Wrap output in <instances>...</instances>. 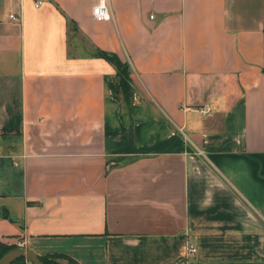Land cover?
Listing matches in <instances>:
<instances>
[{
    "label": "crops",
    "instance_id": "1",
    "mask_svg": "<svg viewBox=\"0 0 264 264\" xmlns=\"http://www.w3.org/2000/svg\"><path fill=\"white\" fill-rule=\"evenodd\" d=\"M94 3L0 0V242L264 264V0H107L104 21Z\"/></svg>",
    "mask_w": 264,
    "mask_h": 264
},
{
    "label": "trees",
    "instance_id": "2",
    "mask_svg": "<svg viewBox=\"0 0 264 264\" xmlns=\"http://www.w3.org/2000/svg\"><path fill=\"white\" fill-rule=\"evenodd\" d=\"M98 54L104 59L108 60L110 63H112L115 69L114 79L112 81V90L114 93L120 92L122 94L124 101H126L127 103L128 91L130 88L129 87V76H128L129 72H128L127 64L124 62H121L116 57L115 54L106 53L102 51L98 52ZM15 247L17 246L6 245L0 242V257ZM39 258L45 264H78L75 260H73L71 257L65 254H58V253L45 254V255L39 256ZM59 259H64L66 262L62 263L59 261ZM11 264H26V260L23 257H19Z\"/></svg>",
    "mask_w": 264,
    "mask_h": 264
},
{
    "label": "built area",
    "instance_id": "3",
    "mask_svg": "<svg viewBox=\"0 0 264 264\" xmlns=\"http://www.w3.org/2000/svg\"><path fill=\"white\" fill-rule=\"evenodd\" d=\"M42 3V0H34V5L37 7ZM21 14V13H20ZM20 14L11 13L9 16L12 20L19 21ZM91 18L95 21H104L110 17V12L108 9L107 0H95V3L91 6L90 9ZM152 18V15L149 16ZM198 112L200 114H208L209 107L207 105H203L198 108ZM196 252V246L190 242L186 241L183 246V257L187 260L190 256H193Z\"/></svg>",
    "mask_w": 264,
    "mask_h": 264
},
{
    "label": "water",
    "instance_id": "4",
    "mask_svg": "<svg viewBox=\"0 0 264 264\" xmlns=\"http://www.w3.org/2000/svg\"><path fill=\"white\" fill-rule=\"evenodd\" d=\"M19 257H23L30 264H45L33 250L19 246L2 255L0 264H11Z\"/></svg>",
    "mask_w": 264,
    "mask_h": 264
},
{
    "label": "rangeland",
    "instance_id": "5",
    "mask_svg": "<svg viewBox=\"0 0 264 264\" xmlns=\"http://www.w3.org/2000/svg\"><path fill=\"white\" fill-rule=\"evenodd\" d=\"M15 244H13L12 246H14ZM18 247V246H17ZM60 262L65 263L66 261L64 259H59ZM26 264H30L28 261H26Z\"/></svg>",
    "mask_w": 264,
    "mask_h": 264
}]
</instances>
